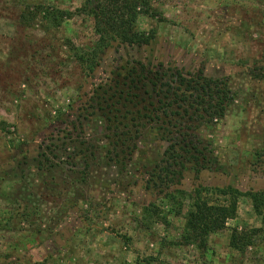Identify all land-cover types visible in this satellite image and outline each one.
<instances>
[{"label":"rangeland","instance_id":"obj_1","mask_svg":"<svg viewBox=\"0 0 264 264\" xmlns=\"http://www.w3.org/2000/svg\"><path fill=\"white\" fill-rule=\"evenodd\" d=\"M85 1L0 0V264H264V218L249 198L240 201L237 218L211 236L204 255L179 246L187 202H180V214L166 196L200 186L264 192L262 0H156L167 22L139 24L142 31H157L156 39L142 47L114 44L90 76L59 49L65 38L80 45L75 37L89 22H69L46 44L39 20L31 26L21 21L28 6L74 11ZM135 62L224 79L237 93L225 119L201 132L213 144L218 166L199 176L188 171L170 191L146 189L147 173L166 144L148 133L127 172L109 168L105 123L89 108L95 87ZM68 130L100 150L87 186H72L78 177L66 167L70 179L55 171L51 192L52 175L38 171L35 159L43 143L68 142ZM70 148L60 155L73 156L76 148ZM152 204L161 218L144 214ZM255 229L260 233L245 253L231 248L235 230Z\"/></svg>","mask_w":264,"mask_h":264},{"label":"trees","instance_id":"obj_2","mask_svg":"<svg viewBox=\"0 0 264 264\" xmlns=\"http://www.w3.org/2000/svg\"><path fill=\"white\" fill-rule=\"evenodd\" d=\"M262 4L264 6V0ZM261 18L264 19V11ZM142 19L161 24L167 22L156 0H86L74 11L42 3L28 6L21 16V21L29 26L40 21L46 44L49 40L54 43L69 22H89L90 28L81 37H75L82 41L80 45L65 38L59 46L60 51L68 53V58L86 76L95 72L114 44L142 47L149 46L156 39L154 29H139ZM55 47H52L54 52ZM261 69L264 71V67ZM236 100L237 93L227 80L135 62L124 74L118 73L95 87L89 108L105 123V141L109 147L106 149V166L109 168L127 172L138 151V143L148 133H154L166 144L160 160L147 173L146 189L170 191L182 184L188 171L199 176L218 166L213 144L206 142L201 132L224 120ZM80 129L83 133V124ZM67 133L68 142L51 139L43 143L35 159L38 171L52 175L51 192L55 191L52 187L56 182L55 171L62 172L68 179L67 173L77 176L78 179L71 178L72 186H87L90 169L100 150L93 140L83 136L75 138L72 130ZM70 146L76 148L73 156L60 155L69 151ZM78 159L81 164L76 163ZM166 196L178 206L180 214L184 206L180 202H187L179 246H193L204 255L210 252L211 236L224 231L229 221L237 218L244 197L251 200L255 214L264 218V192L242 193L233 187L200 186L190 194L176 191L168 192ZM144 214L159 217L160 211L152 204L145 207ZM259 233L258 229L250 232L235 230L230 246L245 253L254 245V238Z\"/></svg>","mask_w":264,"mask_h":264}]
</instances>
